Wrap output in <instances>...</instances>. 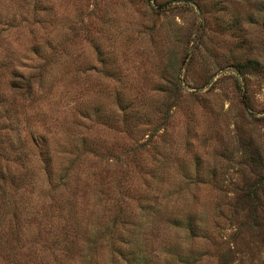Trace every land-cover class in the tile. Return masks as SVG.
Instances as JSON below:
<instances>
[{"label":"rangeland","instance_id":"obj_1","mask_svg":"<svg viewBox=\"0 0 264 264\" xmlns=\"http://www.w3.org/2000/svg\"><path fill=\"white\" fill-rule=\"evenodd\" d=\"M0 264H264V0H0Z\"/></svg>","mask_w":264,"mask_h":264},{"label":"trees","instance_id":"obj_2","mask_svg":"<svg viewBox=\"0 0 264 264\" xmlns=\"http://www.w3.org/2000/svg\"><path fill=\"white\" fill-rule=\"evenodd\" d=\"M29 86V85H28ZM30 93V92H29Z\"/></svg>","mask_w":264,"mask_h":264}]
</instances>
